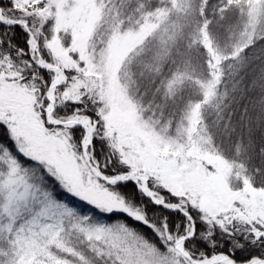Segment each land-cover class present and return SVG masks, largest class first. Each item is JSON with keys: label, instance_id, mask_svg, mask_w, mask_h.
<instances>
[{"label": "snow or ice", "instance_id": "obj_1", "mask_svg": "<svg viewBox=\"0 0 264 264\" xmlns=\"http://www.w3.org/2000/svg\"><path fill=\"white\" fill-rule=\"evenodd\" d=\"M210 2L0 0V264H264V144L225 115L264 0L231 52Z\"/></svg>", "mask_w": 264, "mask_h": 264}, {"label": "trees", "instance_id": "obj_2", "mask_svg": "<svg viewBox=\"0 0 264 264\" xmlns=\"http://www.w3.org/2000/svg\"><path fill=\"white\" fill-rule=\"evenodd\" d=\"M216 2L217 0H211L208 5L207 15L212 21L209 31L222 47H226V50L231 52L234 46L242 47L247 42L244 33L250 32L251 29L245 27L246 18L238 17L236 0H229L233 7L223 13L224 19L219 18L220 13L212 15ZM200 7L203 8L202 5ZM260 29H264V16L259 18L257 29L258 35L264 34ZM236 80L239 81L238 88L234 93V99L230 98L231 108L225 113V115L234 113L232 123L236 125L237 131L233 140L242 133L247 142L250 127L251 138L255 142L256 149H259L264 144V102H262L264 101V51L256 48L248 53V62Z\"/></svg>", "mask_w": 264, "mask_h": 264}]
</instances>
